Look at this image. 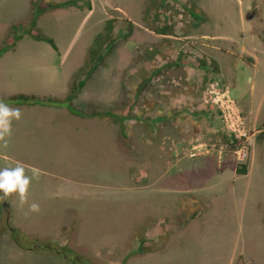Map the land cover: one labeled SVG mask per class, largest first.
Listing matches in <instances>:
<instances>
[{
  "label": "rangeland",
  "instance_id": "obj_1",
  "mask_svg": "<svg viewBox=\"0 0 264 264\" xmlns=\"http://www.w3.org/2000/svg\"><path fill=\"white\" fill-rule=\"evenodd\" d=\"M263 12L264 0H0V46L32 19L28 28L56 46L25 33L5 51L0 99L22 105L8 98L29 83L38 93H60L53 97L59 103L47 105L73 117L109 114L86 115V124L42 117L35 126H46L48 140L25 147L31 155L6 154L27 175L33 168L40 173L25 203L16 192L8 195L12 225L84 259L22 249L3 232L0 264H264L263 158L256 154L247 178H199L179 169V162L189 167L200 155L213 156L219 166L228 159L247 167L254 131L239 159L243 141L224 130L202 96L211 84L228 89L216 62H236L235 87L249 98L248 57L236 47L253 27L264 39ZM168 27L171 33L156 32ZM235 92L231 87L232 97ZM5 162L0 155V167ZM197 181L204 195H193ZM31 203L40 211H30Z\"/></svg>",
  "mask_w": 264,
  "mask_h": 264
},
{
  "label": "crops",
  "instance_id": "obj_2",
  "mask_svg": "<svg viewBox=\"0 0 264 264\" xmlns=\"http://www.w3.org/2000/svg\"><path fill=\"white\" fill-rule=\"evenodd\" d=\"M252 15V14H251ZM254 15V14H253ZM252 15V16H253ZM256 16V15H254ZM264 17V12L262 14ZM250 38L249 40L244 39L243 42L238 44L236 47L237 52L240 56L244 55L247 58L245 63V77L244 82L249 86V98L246 97V89L236 88L235 83L237 79L236 70H233L232 67L236 62H216V69L221 74L222 82L228 85L229 94L231 96V87H234L236 92V96L232 97L236 102L241 114L243 115L245 122L249 128V130H253L254 132L251 134V150L249 154V160L247 162L246 172L244 174H237L235 172V165L230 163L228 159H224L221 166L215 163V158L211 155H200L196 156L195 160L189 162V167H183L184 164L180 163L179 169L185 168L186 170H191L192 174H196L197 177L203 178L207 177L212 179L214 176H223L226 174L227 178L238 179V178H247L251 175L253 169L256 166V154H258L262 160L264 161V136L262 133L264 132V93H261L259 98L257 99L255 93L258 91L257 87L261 85L262 90H264V39L261 34L256 33V28L253 27L250 30ZM261 33H264V26L261 28ZM210 38H213V35H208ZM239 58V57H237ZM241 59V58H239ZM243 60V59H242ZM245 61V60H243ZM23 64H27L22 62ZM30 65V62L29 64ZM89 76V75H88ZM87 76H83L80 79H83V84L79 88V91L84 89V84L87 81ZM44 78V81L48 82V80ZM79 79V80H80ZM89 79L92 80V76H89ZM262 81V82H261ZM45 82V83H46ZM29 83H25V87L22 90H19L21 94L33 95L37 97H57V95L51 94V92L45 91V93H38L35 89L32 88ZM241 93V94H240ZM252 99V96H254ZM13 108L20 109V118L12 120V134L9 137H5L3 140H0V155L1 159L6 162H12L16 164V161L10 159L6 154L7 152L13 151L14 155L17 153H21L23 155L30 154L31 151L24 149L29 146H36L41 144L44 140H48L47 138V130L44 129L46 126H35L38 119L42 117H53L55 120V116H62V118L69 123H80L81 121L86 124V115L93 116L94 114H86L85 112H79L82 117L80 119L79 115L71 116V113L67 110H62L63 108H53L49 107L47 104H31V105H14L11 106ZM210 109L204 108V111L209 113ZM212 111V110H211ZM57 113V114H56ZM96 115V114H95ZM71 119V120H69ZM39 129V130H38ZM12 150V151H11ZM34 152L32 151V154ZM3 163L5 166H10L9 164ZM216 165V166H215ZM3 166V167H5ZM192 178V177H191ZM193 179V178H192ZM198 179V178H197ZM199 181L191 182L195 187L192 189L194 191L193 195H204L205 187L204 185H199ZM205 203V201H204ZM204 203L198 205L199 207H204ZM199 212H195L190 218L185 219V224H189L192 220V217H195ZM190 219V220H189Z\"/></svg>",
  "mask_w": 264,
  "mask_h": 264
},
{
  "label": "trees",
  "instance_id": "obj_3",
  "mask_svg": "<svg viewBox=\"0 0 264 264\" xmlns=\"http://www.w3.org/2000/svg\"><path fill=\"white\" fill-rule=\"evenodd\" d=\"M62 5V3H55V2H50L49 7L54 8L57 6ZM38 11L40 12L41 9L38 8ZM29 26H34L35 24V19H32V21L29 23ZM27 27L24 28H18V31H21L19 33L13 32L11 35H9L7 38L4 40V44L0 46V56L7 50L12 49L15 45V43L23 36V34H28L29 36L39 39V40H45L47 41L54 49L56 48L54 41L51 37H48L44 34H41L40 32L36 31L35 29H31ZM15 29V27L13 28ZM169 31L168 33H171L172 30L168 27V29L165 28H160L156 32L157 33H162L165 34ZM110 32V22H107L106 25V32L103 35L104 38L108 37V34ZM101 35H99V38ZM91 54V53H90ZM102 58V54L98 55L96 60L94 61L95 63L90 66V71L94 70L95 67L97 66V63ZM91 59V55L87 58L88 62H92L93 60ZM97 62V63H96ZM89 74V72L87 73ZM86 74V75H87ZM88 76V75H87ZM83 79H80L77 83V89L80 88L83 84ZM74 90V89H73ZM72 90V92H73ZM9 101L12 103L16 104H52V103H59L60 100L51 98V97H37L33 95H26V94H15L12 95L8 98ZM108 114V112H99V113H91V114ZM109 115V114H108ZM232 136V135H231ZM262 136H264V132L262 133ZM235 140V138H234ZM235 172L237 174H244L246 172V164L244 163H236L235 165ZM12 216H11V210L8 205V195L4 196L3 193H0V235L3 232H8L12 241L17 244L22 249L26 250H31V251H36V252H41V253H46V254H57L61 255L63 259L70 260V261H82L83 256L78 255L75 252H73L70 248H68L66 245H59L53 241L50 240H44L40 241L34 238H29L25 234L21 233L18 229H16L12 225Z\"/></svg>",
  "mask_w": 264,
  "mask_h": 264
},
{
  "label": "clouds",
  "instance_id": "obj_4",
  "mask_svg": "<svg viewBox=\"0 0 264 264\" xmlns=\"http://www.w3.org/2000/svg\"><path fill=\"white\" fill-rule=\"evenodd\" d=\"M20 109L10 107L0 99V140L9 137L12 134V120L20 118ZM31 176L26 174L22 163H16L13 166L0 167V193L4 196L16 192L19 195L20 203L27 200V192L33 179L39 177L38 169H31ZM29 209L32 212H39L40 206L37 203H31Z\"/></svg>",
  "mask_w": 264,
  "mask_h": 264
},
{
  "label": "built area",
  "instance_id": "obj_5",
  "mask_svg": "<svg viewBox=\"0 0 264 264\" xmlns=\"http://www.w3.org/2000/svg\"><path fill=\"white\" fill-rule=\"evenodd\" d=\"M217 86L211 84L203 94L202 99L205 103L213 104L219 112L224 130L234 138L243 141L242 147L237 151L238 158L242 159L246 156L245 145L249 136V128L238 106L230 97L228 89Z\"/></svg>",
  "mask_w": 264,
  "mask_h": 264
}]
</instances>
